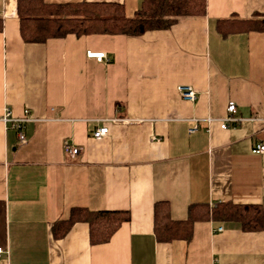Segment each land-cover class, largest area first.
Returning <instances> with one entry per match:
<instances>
[{
	"label": "crops",
	"instance_id": "0c3cea01",
	"mask_svg": "<svg viewBox=\"0 0 264 264\" xmlns=\"http://www.w3.org/2000/svg\"><path fill=\"white\" fill-rule=\"evenodd\" d=\"M19 1L0 0V264H264V231L200 221L190 241H160L155 216L158 203L173 222L187 221L193 205L264 208V155L253 153L264 144V32L241 24L264 19V0H206V15L142 36L41 44L24 41ZM41 1L120 5L130 19L143 3ZM227 20L240 24L225 36ZM179 86L197 100H184ZM231 102L242 121L223 130L217 121ZM7 109L14 118L31 112L25 145L1 121ZM101 127L109 134L97 141ZM66 143L80 155L69 157ZM77 208L128 211L130 220L105 244L90 243L84 222L55 236Z\"/></svg>",
	"mask_w": 264,
	"mask_h": 264
},
{
	"label": "trees",
	"instance_id": "16d2710c",
	"mask_svg": "<svg viewBox=\"0 0 264 264\" xmlns=\"http://www.w3.org/2000/svg\"><path fill=\"white\" fill-rule=\"evenodd\" d=\"M21 35L27 43H46L51 39H63L69 35H126L142 36L149 31L170 29L177 20L186 16H204L207 13L206 0H143L134 18L125 16L124 7L114 4L79 3L46 4L41 0H21L18 3ZM240 23L221 21L227 25V36ZM245 30L264 32V19L243 21ZM3 24L0 22V32ZM165 204L155 206L156 231L160 241L185 239L190 241L193 226L200 221L215 223H239L243 230L264 231V208L255 205H237L221 202L212 205H193L184 222L170 221L162 211ZM130 220L128 211H89L74 209L69 220L54 227V235L65 236L77 222H84L90 228V243H108L121 225ZM189 231V232H187Z\"/></svg>",
	"mask_w": 264,
	"mask_h": 264
},
{
	"label": "built area",
	"instance_id": "2783aa9c",
	"mask_svg": "<svg viewBox=\"0 0 264 264\" xmlns=\"http://www.w3.org/2000/svg\"><path fill=\"white\" fill-rule=\"evenodd\" d=\"M88 58L90 59H95L99 63H110L111 59L107 56L106 53L104 52H89L87 54ZM178 92L180 96L187 101L190 102H195L198 98L197 92L190 86H179L178 87ZM30 111L26 110L24 112V115L22 118H14L10 112L9 109L5 110V113L2 117V122L7 125H11L17 132V137H18V143L20 145H25L27 143V137L25 133V124L30 121ZM227 116L222 119L217 121L220 124L221 129L227 130L229 129L232 125L237 124L242 121L241 118L238 116V107L234 102L229 103L228 108H227ZM110 122L112 123H118V122H124V123H136L132 121H122V120H111ZM200 121H195L193 127L189 130L190 133L197 132L200 128L199 126ZM207 122L209 124L215 122L213 119H208ZM109 134V128L108 127H101L97 128L93 133L92 137L100 141L103 138H105ZM153 140L159 141L156 139V137H153ZM65 151L67 155L71 158H76L77 156L80 155L81 153V148L80 147H74L68 143L65 144ZM254 154L258 155H264V144L259 143L257 144L254 149H253ZM214 204H212L213 206ZM224 231V228L218 227L215 229V233H221ZM5 251L0 248V260L2 259L3 254Z\"/></svg>",
	"mask_w": 264,
	"mask_h": 264
}]
</instances>
